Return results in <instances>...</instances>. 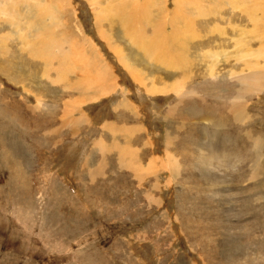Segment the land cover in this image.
Returning <instances> with one entry per match:
<instances>
[{
	"label": "rangeland",
	"instance_id": "374dc122",
	"mask_svg": "<svg viewBox=\"0 0 264 264\" xmlns=\"http://www.w3.org/2000/svg\"><path fill=\"white\" fill-rule=\"evenodd\" d=\"M0 264H264V0H0Z\"/></svg>",
	"mask_w": 264,
	"mask_h": 264
},
{
	"label": "crops",
	"instance_id": "0c3cea01",
	"mask_svg": "<svg viewBox=\"0 0 264 264\" xmlns=\"http://www.w3.org/2000/svg\"><path fill=\"white\" fill-rule=\"evenodd\" d=\"M131 128H133L134 132L138 130V127L137 126H131ZM124 130H126V129H124ZM111 131H112V129H111ZM127 131L128 130H126V132H124V133L126 135H128V136H132L134 134V132L128 133ZM155 167H156V165L154 163L153 164H149V170L151 169L152 171H154L156 169ZM146 169H148V167Z\"/></svg>",
	"mask_w": 264,
	"mask_h": 264
},
{
	"label": "bare ground",
	"instance_id": "6f19581e",
	"mask_svg": "<svg viewBox=\"0 0 264 264\" xmlns=\"http://www.w3.org/2000/svg\"><path fill=\"white\" fill-rule=\"evenodd\" d=\"M14 4H15V3H14ZM156 5H157V4H156ZM34 25H36V24L34 23ZM16 28H17V27H16ZM29 28H30V25H29ZM30 29H31V28H30ZM36 30H37V29H36ZM22 31H23V30H22ZM22 34H23V33H22ZM10 36H11V35H10ZM25 36H26V35H25ZM40 42H41V41H40ZM47 42H48V41H47ZM51 42H52V41H51ZM30 43L32 44V42H30ZM42 43H43V42H42ZM40 44H41V43H40ZM40 44H38V45H40ZM43 44H44V43H43ZM43 44H42V45H43ZM48 44H49V42H48ZM51 44H52V43H51ZM32 45H33V44H32ZM46 45H47V44H46ZM46 45H45V46H46ZM49 45H50V44H49ZM40 46H41V45H40ZM46 47H47V46H46ZM38 48H39V47H38ZM54 48H55V47H54ZM37 51H38V50H37ZM47 51H48V50H47ZM47 51H46V52H47ZM43 52H44V50H43ZM39 53H40V52H39ZM44 55H45V54H44ZM41 56H43V54H42ZM48 68H49V67H48ZM48 72H49V71H48ZM40 104H41V102H40Z\"/></svg>",
	"mask_w": 264,
	"mask_h": 264
}]
</instances>
